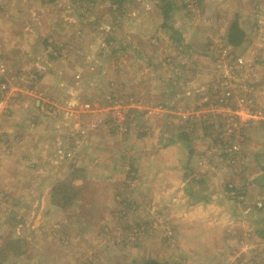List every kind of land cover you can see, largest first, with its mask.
I'll use <instances>...</instances> for the list:
<instances>
[{"label":"rangeland","instance_id":"374dc122","mask_svg":"<svg viewBox=\"0 0 264 264\" xmlns=\"http://www.w3.org/2000/svg\"><path fill=\"white\" fill-rule=\"evenodd\" d=\"M118 1L0 0V264H264V0Z\"/></svg>","mask_w":264,"mask_h":264},{"label":"trees","instance_id":"16d2710c","mask_svg":"<svg viewBox=\"0 0 264 264\" xmlns=\"http://www.w3.org/2000/svg\"><path fill=\"white\" fill-rule=\"evenodd\" d=\"M171 10H172V8H170V6L167 5L165 7L164 12H163L165 19H168V15L171 12ZM243 40H244L243 30L236 23H233L230 26L228 34H227L228 43L231 46L236 47V46H239L243 42ZM3 86H4V84L2 85V87ZM144 264H163V263H160V262H158L157 260H154V259H148V260L145 261Z\"/></svg>","mask_w":264,"mask_h":264},{"label":"built area","instance_id":"2783aa9c","mask_svg":"<svg viewBox=\"0 0 264 264\" xmlns=\"http://www.w3.org/2000/svg\"><path fill=\"white\" fill-rule=\"evenodd\" d=\"M3 88H5V85L3 86Z\"/></svg>","mask_w":264,"mask_h":264}]
</instances>
